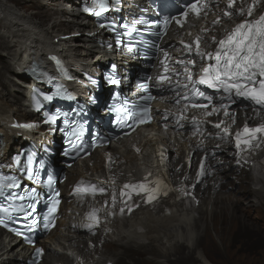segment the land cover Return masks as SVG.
Instances as JSON below:
<instances>
[{
  "label": "bare ground",
  "instance_id": "6f19581e",
  "mask_svg": "<svg viewBox=\"0 0 264 264\" xmlns=\"http://www.w3.org/2000/svg\"><path fill=\"white\" fill-rule=\"evenodd\" d=\"M78 4L79 0H0V136L7 142L5 148L7 155L18 151V147H13L16 139L20 144H25L29 140L36 143L60 142L51 127L39 125L41 121L39 115L31 113L24 103L23 95L28 87L20 80L21 78H17L18 66L22 63L20 61L22 53L31 57L41 54L48 47L55 49L56 53L61 54L68 62L73 76V81L70 82L72 89L83 98L88 96L89 91L87 86L82 85L86 83L84 73L94 74L97 67L105 65V51L98 45V40L104 37V33L79 14ZM125 11L126 9L123 10ZM135 65L137 64L130 62L125 69L133 71ZM107 95L106 93V97ZM261 121H264V118ZM258 122L260 123L259 118ZM21 123L34 126L27 131L19 132L16 129ZM24 138L27 139L26 142H23ZM135 145L140 147L142 139L135 142ZM159 145L168 153L175 154L167 137L161 136ZM222 148L223 151L218 153L215 159H212V156L207 159L206 163L214 170L211 176L203 172L198 178V161L194 159L187 158L181 163V157L175 158L173 166L170 161H167L165 166L168 171H171L174 166H179L174 174L171 193L164 196L159 206L154 208L143 206L141 201H136L134 213L124 224H107V228H111L106 236L109 244L103 253H96L99 259L105 257L102 264L108 262L118 264L122 257L129 258V261L135 264L142 263L145 262L143 254H149L146 260L152 264H213L207 261L201 248L198 247L205 241L207 219L212 221L215 210L212 201L215 199L218 203L220 200V204L224 201L225 205L222 204L220 207L222 213L220 209L217 211L221 216L227 214L228 220L223 222L231 221L229 219L232 217L237 219L239 215L237 206L239 201L233 194L223 196L217 191L212 198L213 193H210L212 188L216 190L225 188L218 184L219 180H229L227 172L230 170V165H225L229 152L226 147ZM106 154L114 163L108 169L110 181L120 183L128 179L137 182L143 179L139 165L140 162L148 164V160L142 157L143 152L138 155L133 154L126 146H123L121 151L112 149ZM258 154L264 155L263 144ZM76 172L72 171V173ZM82 173H97L102 177L105 176L101 162L95 158L92 166H89L88 162L85 163ZM200 178L202 180L210 178V180L200 188L194 184V181ZM238 181L241 182V180ZM184 183L190 189L188 191L197 193L199 202L197 207L181 211L173 204V201L176 198V190ZM230 185L233 191L239 189L235 184H228ZM250 193L253 195L250 200L253 205L264 204V185ZM201 197H203L202 200ZM246 212L244 210L243 214L246 215ZM239 220L245 223L240 216ZM101 237L105 236L101 234L95 240L81 241L78 235L59 233L56 239L50 238L42 243L46 249L57 247L59 250H70L81 261H90L88 251L83 249L94 248L96 252L102 251ZM11 242L14 241L11 240ZM89 242H92L91 247ZM72 243L76 244L75 248ZM79 246L83 249H78ZM112 247L116 249L111 250ZM27 251L28 248L23 245L8 244L4 232L0 229V264H26ZM47 258L50 260L42 264H73L65 256H48Z\"/></svg>",
  "mask_w": 264,
  "mask_h": 264
},
{
  "label": "snow or ice",
  "instance_id": "6c2138e0",
  "mask_svg": "<svg viewBox=\"0 0 264 264\" xmlns=\"http://www.w3.org/2000/svg\"><path fill=\"white\" fill-rule=\"evenodd\" d=\"M258 0H252V3L247 5L246 8H240L237 12L238 15L251 17L254 11V8ZM234 4V0H228L227 9H232ZM206 7V5L200 4V0H194V2L189 3L186 6V10L182 12V16L187 17L189 11L195 13L197 16L200 15L202 9ZM98 9V11H96ZM90 11H94L96 15H100L101 13L108 10V0H91V8L88 9ZM233 13L230 11H224V16L230 17ZM171 20H176L177 24H180L181 21L176 17H164L162 21H158V24L163 25L165 28L171 22ZM136 23H148L145 20L136 21ZM213 23H218V21H213ZM101 27H105L104 24L100 25ZM203 31V30H202ZM200 37L197 36L194 43L196 44L197 55L201 56L202 59H207L210 61H214V63H210L207 66L201 69V73L198 79H193L191 71L186 67L185 72L187 73L186 79L187 83L182 85L184 89L188 91L183 96V99L191 104L194 108H207V104H203L197 102V98H202L203 100H207L209 103L212 102L213 97L206 95L205 92L201 91L197 86L198 85H206L207 88L214 89L216 92H223L227 94V99L233 100V95L236 98H243L244 100L252 102L254 105L260 107L261 110H264V13H261L255 19H245L241 23H238L233 27L230 31H227L224 38L220 39L218 42V46L214 53L208 52L203 53L199 48ZM215 39V38H213ZM119 42V41H118ZM111 47V45H109ZM189 52H191V45H185ZM167 55V53H165ZM181 63H183L181 61ZM188 64H194V61L189 60ZM167 66H165V72H167ZM157 84L161 85L165 81L171 84L170 77L166 75H160L156 78ZM119 80L114 77H109V83L111 84H119ZM179 85V81H177ZM141 87L144 90H147L148 85L142 84ZM57 95H62V92L58 89ZM68 99H72L71 96L67 97ZM45 100L52 99L51 96H45ZM142 99H151V97H142ZM180 101L177 100L176 103ZM187 107V105H186ZM110 111H114L117 113L126 112L129 118H134L136 113L131 112L122 107L111 106ZM215 111L213 109L211 112H206L205 115H212ZM148 109H143V116H147ZM227 114V112L225 113ZM59 115H49L47 116L45 123L54 124ZM195 119V118H193ZM140 122H143L142 120ZM21 127H33L34 125H20ZM131 127V125H127ZM217 128L220 127L219 124L216 125ZM62 131H64L62 129ZM227 133V129L224 130ZM65 135L69 137V141L71 143V138L76 136L78 138L79 132L78 129L73 126L70 131H65ZM262 138H264V124H261L257 127L250 128L247 124L244 128L236 133L235 136V144L237 149L238 163L240 159H243L244 163L250 162V156L252 151L259 146L262 142ZM95 143V141H94ZM71 149L65 150V155H68ZM243 153H248V155H243ZM19 163V161H16ZM261 163H264L262 161ZM203 160L201 161V169L197 172V177L199 178L203 174ZM254 168L257 167L256 162H252ZM28 173H32L31 167H27L25 169ZM147 179V177L145 178ZM51 184V179L48 181ZM85 182H81L84 184ZM20 187V181L14 176H0V193H3L5 189H14ZM96 186L89 184L88 187H81V185H77L75 191L77 193L88 194L94 192ZM125 189L134 188L137 189L138 192H143L146 196V203H151L156 200L158 195L160 194L162 188V182L157 179L149 182V184H136V185H125ZM103 191V189H100ZM183 191V190H181ZM36 190L32 189L28 194L29 200H31L35 196ZM167 194L166 192L164 193ZM13 200L23 201L25 199L24 196H21L17 193H12ZM58 195V193L56 194ZM124 193H121L123 196ZM56 204L58 201L54 198L52 199V207L50 209L51 212L56 210ZM33 204L28 203L27 205L21 203L19 205L12 204L8 207L0 209L5 214L9 213H24L25 216H31L32 212L28 211V209H32ZM125 208L130 213L132 212V205L125 203L124 207L121 208V213L124 212ZM88 219L95 220V212L88 214ZM34 224L35 221L33 220ZM0 225L7 226L5 224L4 219H0ZM87 227L91 228L92 225H87ZM10 231L16 233L17 235H22V233L17 228H11ZM42 254V249H36V255L40 256Z\"/></svg>",
  "mask_w": 264,
  "mask_h": 264
},
{
  "label": "rangeland",
  "instance_id": "374dc122",
  "mask_svg": "<svg viewBox=\"0 0 264 264\" xmlns=\"http://www.w3.org/2000/svg\"><path fill=\"white\" fill-rule=\"evenodd\" d=\"M230 180L235 181L232 177H230ZM245 190H248V186L238 191H243L245 193ZM230 191L231 188L227 187L222 189L220 193L224 196ZM241 196H244V194L235 195V198H238L240 201L238 204L239 215H237V219L232 217L229 219L231 221L228 222H223L228 220L227 214H222L221 216L219 212H217L222 204L225 205L224 201L220 204V200H218V203H216L215 199L213 200L212 206L215 210L212 214V221H209V218L207 219L208 223L206 224L207 231L205 241L198 245L203 255L210 263L264 264V215H261L264 214V205H261V209L257 214L252 213L250 216H243L242 209L245 208L243 203L246 201H244V197ZM228 207H230V205H228ZM220 212L222 213L221 209ZM239 216L242 220H245L244 224L239 220ZM105 250L106 246H104L103 251ZM148 252L153 253L152 251ZM148 255L149 254H143L142 256L146 257ZM128 263L129 260L124 259V262L121 264ZM130 264L135 263L132 261ZM136 264L152 263L138 262Z\"/></svg>",
  "mask_w": 264,
  "mask_h": 264
}]
</instances>
